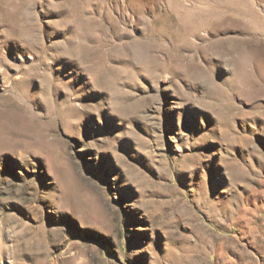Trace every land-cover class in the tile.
<instances>
[{"label": "rangeland", "instance_id": "374dc122", "mask_svg": "<svg viewBox=\"0 0 264 264\" xmlns=\"http://www.w3.org/2000/svg\"><path fill=\"white\" fill-rule=\"evenodd\" d=\"M0 264H264V0H0Z\"/></svg>", "mask_w": 264, "mask_h": 264}]
</instances>
